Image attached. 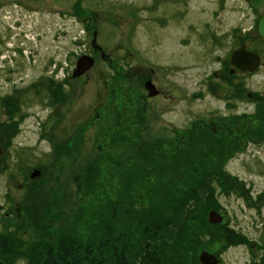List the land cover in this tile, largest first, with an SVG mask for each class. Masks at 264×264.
Listing matches in <instances>:
<instances>
[{
    "label": "rangeland",
    "instance_id": "1",
    "mask_svg": "<svg viewBox=\"0 0 264 264\" xmlns=\"http://www.w3.org/2000/svg\"><path fill=\"white\" fill-rule=\"evenodd\" d=\"M251 15L246 0H0V264H135L140 242L158 264H264V153L218 159L195 132L210 41ZM252 83L264 93V71Z\"/></svg>",
    "mask_w": 264,
    "mask_h": 264
},
{
    "label": "flooded vegetation",
    "instance_id": "2",
    "mask_svg": "<svg viewBox=\"0 0 264 264\" xmlns=\"http://www.w3.org/2000/svg\"><path fill=\"white\" fill-rule=\"evenodd\" d=\"M247 6L252 13L249 25L235 28L227 39H211L212 68L204 80L199 81L194 94L195 100L205 99L211 103L210 116L204 115L197 120L195 132L200 136L199 143L206 134L213 136L218 159L239 155L259 158L264 153V93L251 87L253 78L264 71V37L258 32L264 6L253 8L248 3ZM250 54L258 57L257 65H253ZM250 66L255 69L247 70ZM147 81L158 91L157 95L147 97L158 98L161 91L149 79L144 84ZM221 176L236 182L227 173L221 172L217 178ZM211 186L212 183L206 184L205 196L212 189ZM220 215L224 222V216ZM230 235L236 234L231 230ZM211 254L218 259L216 254Z\"/></svg>",
    "mask_w": 264,
    "mask_h": 264
},
{
    "label": "water",
    "instance_id": "3",
    "mask_svg": "<svg viewBox=\"0 0 264 264\" xmlns=\"http://www.w3.org/2000/svg\"><path fill=\"white\" fill-rule=\"evenodd\" d=\"M246 1L253 8H259V7L264 6V0H246ZM258 32L261 37H264V15L259 20ZM92 36H93V39L91 42V46L95 50H98L102 56H104L102 48L96 44L97 32L93 31ZM250 58L254 63L253 65L254 66L257 65V63L259 62L258 57L250 54ZM93 66H94V59L92 57L87 56V55L79 57L75 65L72 78L73 79L79 78L80 76L88 72ZM254 66L252 67L250 66L246 69L252 71L255 69L253 68ZM144 88L148 93V97H153L158 94V91L155 89L154 85L150 81H147L144 84ZM6 119H8V117L6 115H3L0 118V122H3ZM55 121H56V117L53 115H49L45 121V124L42 126V132L48 133L50 130V127L54 124ZM0 153H1V150H0ZM39 175H40V172L38 170H33V172L30 174V178L33 179ZM207 222L211 225H220L223 222V218L217 211L211 210L207 214ZM198 262L200 264H219L218 259L207 251H202L200 253V255L198 256Z\"/></svg>",
    "mask_w": 264,
    "mask_h": 264
},
{
    "label": "trees",
    "instance_id": "4",
    "mask_svg": "<svg viewBox=\"0 0 264 264\" xmlns=\"http://www.w3.org/2000/svg\"><path fill=\"white\" fill-rule=\"evenodd\" d=\"M9 118V117H8ZM219 175H217L216 177H218ZM215 177V178H216ZM228 180H229V178H228ZM230 181V180H229ZM232 182V181H231ZM204 186H206V184L207 183H210V180L209 179H206V180H204ZM204 186H202L201 187V191L200 190H197V192H199L198 194H199V197H200V199H201V202H206L207 201V199H208V196H209V194H207L206 196L204 195V194H206V192H205V190H204ZM211 190V189H210ZM209 190V191H210ZM210 200V199H209ZM186 211H187V208L185 209ZM211 225V224H210ZM218 226V225H217ZM174 231L176 232L175 234L177 235V229H175L174 228ZM182 233V234H181ZM180 235H184L185 236V234H184V231H182V232H180ZM196 235V234H195ZM230 237H231V235L230 234H228ZM192 237H195L194 235H192ZM191 237V238H192ZM229 237V240L231 241V238ZM183 239V238H182ZM182 239H180V241L182 240ZM198 239H199V236H198ZM183 242V241H182ZM191 242H193V243H196V241H191ZM149 243H147V242H140L139 243V245H140V247L141 248H143V252H141V254L139 255V257H137L136 258V260L134 261V263L135 264H146L147 262H149L150 264H158V262H161V255H162V253H153L152 254V256L151 255H148V252H147V250H146V246L148 245ZM182 245H183V243H182ZM186 247V246H185ZM44 249H42L41 251H43ZM148 258V257H150V258H148V260L146 261V262H144V261H142L143 259H145V258ZM30 260V259H29ZM195 263H198V264H200L199 262H198V258H197V261H196V259H195Z\"/></svg>",
    "mask_w": 264,
    "mask_h": 264
}]
</instances>
